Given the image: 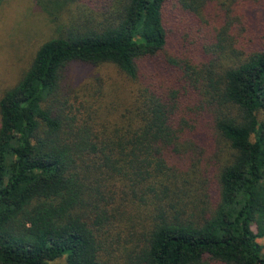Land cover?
<instances>
[{
    "label": "trees",
    "instance_id": "trees-1",
    "mask_svg": "<svg viewBox=\"0 0 264 264\" xmlns=\"http://www.w3.org/2000/svg\"><path fill=\"white\" fill-rule=\"evenodd\" d=\"M38 1L55 35L0 93V264H264V0Z\"/></svg>",
    "mask_w": 264,
    "mask_h": 264
},
{
    "label": "rangeland",
    "instance_id": "rangeland-1",
    "mask_svg": "<svg viewBox=\"0 0 264 264\" xmlns=\"http://www.w3.org/2000/svg\"><path fill=\"white\" fill-rule=\"evenodd\" d=\"M53 35L55 24L38 0H0V93L17 81L30 66L39 46ZM67 68L69 85L98 75H120L106 64L73 62ZM65 90L70 92L67 86ZM259 241L264 246V237ZM63 262L64 259L60 261Z\"/></svg>",
    "mask_w": 264,
    "mask_h": 264
}]
</instances>
